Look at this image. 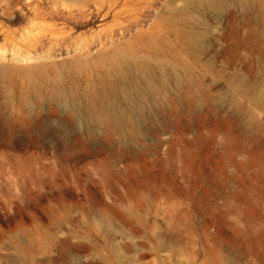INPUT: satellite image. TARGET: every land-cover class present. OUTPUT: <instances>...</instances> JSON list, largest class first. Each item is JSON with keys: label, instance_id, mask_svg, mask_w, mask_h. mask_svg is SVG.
<instances>
[{"label": "rangeland", "instance_id": "rangeland-1", "mask_svg": "<svg viewBox=\"0 0 264 264\" xmlns=\"http://www.w3.org/2000/svg\"><path fill=\"white\" fill-rule=\"evenodd\" d=\"M71 257L264 264V0H0V264Z\"/></svg>", "mask_w": 264, "mask_h": 264}, {"label": "bare ground", "instance_id": "bare-ground-1", "mask_svg": "<svg viewBox=\"0 0 264 264\" xmlns=\"http://www.w3.org/2000/svg\"><path fill=\"white\" fill-rule=\"evenodd\" d=\"M124 88V87H123ZM125 92V90H123ZM127 92V91H126ZM125 95V94H124ZM126 97V96H125ZM128 97V96H127ZM125 100V99H124ZM127 100V99H126ZM129 102V101H128ZM134 106V105H133ZM129 107V106H128ZM70 264H81L80 260L77 257H71Z\"/></svg>", "mask_w": 264, "mask_h": 264}]
</instances>
